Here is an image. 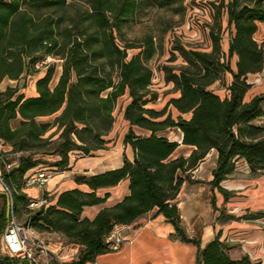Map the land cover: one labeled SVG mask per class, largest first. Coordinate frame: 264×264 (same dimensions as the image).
<instances>
[{"label": "trees", "instance_id": "16d2710c", "mask_svg": "<svg viewBox=\"0 0 264 264\" xmlns=\"http://www.w3.org/2000/svg\"><path fill=\"white\" fill-rule=\"evenodd\" d=\"M184 0H0V84L5 80L20 82L34 75L39 63L48 57L62 61L57 83L50 65L36 83L37 96L25 97L18 87L0 91V140L18 155L17 165L0 153L1 176L11 192V210L19 214L23 207L24 221L42 233H57L68 244L79 245L77 258L66 264L93 263L98 256L112 252L106 242L117 226L134 224L157 209L175 228V235L198 248L196 264H259L248 257L232 260L228 246L217 236L205 247L190 237L184 229L178 208L172 204L182 184L192 182L191 173L204 161L211 150L218 152V165L213 172L212 186L228 199L229 192L221 183L234 172L235 160L243 159L253 174H264V127L255 121L264 116V96L245 102L250 90L249 74L264 70V41L255 40L258 23H264V0H230L226 5L229 25L235 32L230 40L229 59L221 49L219 13L210 28L211 52L176 42L172 49L186 65L163 67L165 80L174 85L180 97L169 101L160 111L147 106L158 100L151 89L153 72L149 62L157 51L155 38L147 36L137 46L121 45L123 27L133 22L143 8L170 9ZM130 50L138 53L130 54ZM238 57L237 69L232 71L230 59ZM224 59V60H223ZM226 73L233 82L230 98H220L210 87L223 83ZM128 92L130 103L124 117L131 125L124 144L132 148L133 160L125 156L119 169L94 176H78L79 185L88 192L73 189L58 195L55 204L45 193L48 204L29 208L31 201L23 193L26 174L44 163L51 155L64 170L69 156L78 151L85 156L104 150L106 137L115 123L114 111L118 99ZM173 106L179 116L167 114ZM60 113L52 123H39L38 118ZM190 115L187 119L184 116ZM17 128L12 122L17 121ZM57 126L59 138L45 135ZM150 132L149 136L135 133L133 127ZM178 128L183 144L194 147L192 154L170 160L179 146L157 134ZM129 181V195L112 207L101 209L93 220L83 217L86 207L107 201L100 189ZM217 210L216 199H212ZM261 215H264L262 213ZM8 222L6 205L0 211V235ZM2 259V258H0ZM8 262L6 258L3 259Z\"/></svg>", "mask_w": 264, "mask_h": 264}, {"label": "crops", "instance_id": "0c3cea01", "mask_svg": "<svg viewBox=\"0 0 264 264\" xmlns=\"http://www.w3.org/2000/svg\"><path fill=\"white\" fill-rule=\"evenodd\" d=\"M229 2L230 0H219V6L221 3L223 4L219 13V37L221 38V49L226 61L229 59L230 40L235 32L234 25L230 26L228 23L226 5ZM205 12L208 18L206 23L212 26L215 22L213 19L215 16L214 10ZM188 27V24H186L182 29L185 31ZM202 32V30H193L190 33L194 36V39H198L196 42L200 45L191 43L187 46L211 52L212 42L209 32H203L204 36ZM255 40L259 44L264 41V23H258ZM201 43H204V45H201ZM175 56L177 61H169L167 66L174 67L175 72H178V68L186 65V63L179 53L175 52ZM237 61L238 57L236 55L230 59V66L233 72L237 69ZM151 63L152 61L149 62V65ZM263 71L248 75V82L251 88L245 95V102H250L257 96H264ZM232 82V74L226 73L223 83L220 81L216 82L210 89L222 99L230 98L229 87ZM157 85L159 87L174 88L172 83L166 82L163 68L157 71L155 77L153 74L151 85V89L158 94V98L161 100V90L156 89ZM33 90L37 93L35 86H33ZM176 94L177 98H179L180 93L176 92ZM129 103L128 92L118 99L117 107L113 114L115 123L109 133V137L112 132L116 133L119 130L120 124H122L123 129L117 141L115 143L112 142L111 147L99 150L90 156H85L78 151L72 152L66 169L61 172H55L54 177L43 188L24 189L23 193L26 197L32 201L42 198L46 193L50 204H55L58 195L62 192L73 189L89 191L87 185L76 183V177L94 176L106 171L119 169L124 164L125 156L129 160H133L134 152L132 148L124 144V136L131 127L124 117L125 108ZM167 103L168 101L166 102L165 100L163 104H160L157 100L147 107L160 111L166 107ZM158 105L160 108H158ZM170 107L169 110L173 106ZM262 107L264 110V102ZM172 112L176 113L177 117L180 115L174 107ZM184 117L189 119L190 115H185ZM255 124L264 127V116L256 120ZM18 125V120L12 122L13 128H17ZM54 130L55 128L50 132ZM133 130L141 136L150 135V132L139 127L134 126ZM157 135L179 144L170 156V160L180 157L187 158L194 151L193 146L182 143L183 134L178 128H169ZM11 152L12 147L0 140V153L17 156L18 158L16 154H9ZM17 158L13 160L14 166L17 165ZM217 165L218 152L213 149L191 173L193 181H185L182 184L172 204L178 208L182 225L187 234L200 240L202 247H205L218 236L219 240L228 246V255L232 260L239 261L248 257L254 263L264 264V215H261L264 213V174H253L243 159L235 160L234 172L221 183L222 189L229 192L228 199H225V196L212 186L213 172ZM37 170L38 168L30 170L26 176ZM129 193L128 180L122 181L117 186L98 190L97 194L100 197L109 194V198L101 205L86 207L83 211V217L93 220L101 209L114 206L128 196ZM213 197L216 199L217 210L213 207ZM7 201L8 196L3 185L0 184V211L5 205L7 207ZM116 229L120 231V235L123 238L119 249L100 255L95 262L87 264H196L198 248L193 244L182 242L175 235L174 226L167 221L164 215L158 214L157 209L144 215L132 225L117 226ZM40 235L46 242H49L50 247L55 251V254L43 258V264L71 263L77 258L81 250L79 245L68 244L66 239L57 233L40 232ZM1 248L2 241L0 242V250ZM59 250H63L62 258L58 257L57 252Z\"/></svg>", "mask_w": 264, "mask_h": 264}, {"label": "rangeland", "instance_id": "374dc122", "mask_svg": "<svg viewBox=\"0 0 264 264\" xmlns=\"http://www.w3.org/2000/svg\"><path fill=\"white\" fill-rule=\"evenodd\" d=\"M216 6H219V0H184L181 6L177 4L171 7L170 9H146L142 7L139 11L138 17L133 22L123 27V36L122 39H119V43L122 46H137L141 43V41L145 40L147 36H152L153 38H155L157 51L154 57L151 59V65L158 71L160 68H163L168 65V62L172 58L173 46L176 42H182L186 45H189L191 43L200 45L196 42V40L198 39H194V36L190 33H192L193 30H202L204 33L209 32L210 29H208V31L204 30V27L208 25V23H206L208 20L207 13L205 11L213 9L216 13ZM213 19L215 20V17ZM186 24H188L189 27L184 31L182 28ZM215 27L218 28L219 26L215 24ZM201 45H204V43H201ZM135 52L138 51H129L130 54H133ZM50 65H54L55 67V75L51 83V86L53 87L57 83L58 78L61 74L62 61L59 59L48 57L45 61L37 65V72L34 75L28 76L27 78L22 79L20 82L5 80L0 84V91L6 90L7 87H18L19 94H24L25 97L37 96V93L33 90V86L36 87L37 81L45 76L46 71ZM156 89L161 90V100H159L158 98V103L160 102V104H163L165 100L169 103L171 99L177 98L176 91L173 87H159L157 85ZM169 107L170 106L167 107V114H171L172 117L176 119V113L172 112L173 107H170L171 110H169ZM158 108H160L159 105ZM59 114L60 113H57L53 116L38 118L37 122L52 123ZM53 128H55V130L52 132H50V130L45 135V138H48L50 136L53 137V140H57L59 138L60 132L58 130V127L55 126ZM122 129V124H120L119 130L116 133L112 132L110 137L109 135L106 137V140H109V143L106 146L107 148L111 147L110 145L112 144V142L115 143L117 141ZM2 154L9 161H13L17 158V156H10L6 153ZM57 159L58 158L56 156H45L44 163L37 168L49 169L52 170L53 173L61 172L63 170L58 169L55 164ZM11 214H13L18 219V221L24 223L26 219L27 210L25 207H23L19 214H17L16 212L12 213V211ZM2 236L3 232L0 235V242L2 241ZM53 249L55 250V248ZM57 253L58 257H63V250H59ZM0 255L1 258L4 257L2 248L0 250Z\"/></svg>", "mask_w": 264, "mask_h": 264}, {"label": "built area", "instance_id": "2783aa9c", "mask_svg": "<svg viewBox=\"0 0 264 264\" xmlns=\"http://www.w3.org/2000/svg\"><path fill=\"white\" fill-rule=\"evenodd\" d=\"M209 27H204L208 31ZM154 77L157 74V69L149 65ZM264 77V71H263ZM14 163L7 164V170H10ZM54 177V173L49 169H38L37 171L29 174L25 178V189L30 188H43ZM0 184L3 185L5 192L12 202L11 192L4 185L3 178L0 174ZM48 204L47 199L43 197L37 200H32L29 206L30 209L35 210ZM106 242L110 245L112 251L119 249L123 242L118 229H114L111 235L107 238ZM2 251L4 257L0 259V264H43V258L55 254V251L49 245V242L40 235V232L34 228L21 223L13 215L9 214L8 222L2 236ZM6 258L8 262L3 259Z\"/></svg>", "mask_w": 264, "mask_h": 264}, {"label": "water", "instance_id": "95a60500", "mask_svg": "<svg viewBox=\"0 0 264 264\" xmlns=\"http://www.w3.org/2000/svg\"><path fill=\"white\" fill-rule=\"evenodd\" d=\"M10 210H11V203H10V200L8 198V201H7V214H8V216L10 214Z\"/></svg>", "mask_w": 264, "mask_h": 264}]
</instances>
